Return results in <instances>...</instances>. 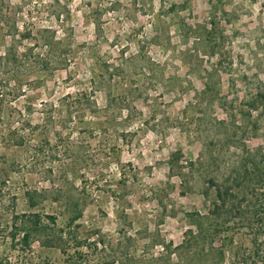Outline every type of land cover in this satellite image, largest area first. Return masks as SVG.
<instances>
[{"label":"rangeland","instance_id":"obj_1","mask_svg":"<svg viewBox=\"0 0 264 264\" xmlns=\"http://www.w3.org/2000/svg\"><path fill=\"white\" fill-rule=\"evenodd\" d=\"M1 99L8 263L262 264L264 0H0Z\"/></svg>","mask_w":264,"mask_h":264},{"label":"trees","instance_id":"obj_2","mask_svg":"<svg viewBox=\"0 0 264 264\" xmlns=\"http://www.w3.org/2000/svg\"><path fill=\"white\" fill-rule=\"evenodd\" d=\"M1 101L2 99L0 100V129L5 125L2 117ZM253 157L260 159V166L264 176V147ZM10 167H13V164ZM5 174L6 169L4 171V169L0 168V264H10L8 263L10 257L7 256L10 251L25 252L30 249L35 239L45 238L50 240L52 238L50 226L56 224V219L50 215H43L39 212L19 213L16 210V197L10 193L7 187L9 177ZM24 194L28 201V206L35 208L36 192L26 190ZM80 215L81 213L77 212L76 215L70 218V223L73 224ZM22 263L24 264L22 258L17 255L13 264ZM261 263L264 264V255Z\"/></svg>","mask_w":264,"mask_h":264}]
</instances>
